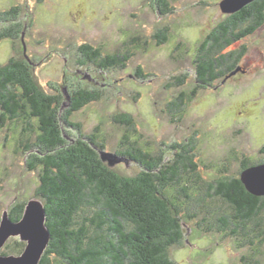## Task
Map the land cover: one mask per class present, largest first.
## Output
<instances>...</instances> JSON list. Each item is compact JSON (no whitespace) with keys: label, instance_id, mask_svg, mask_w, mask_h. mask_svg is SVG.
<instances>
[{"label":"rangeland","instance_id":"374dc122","mask_svg":"<svg viewBox=\"0 0 264 264\" xmlns=\"http://www.w3.org/2000/svg\"><path fill=\"white\" fill-rule=\"evenodd\" d=\"M222 1L0 0V35L18 30L0 39V66L26 60L39 92L64 96L58 115L70 107L71 91L97 93L70 119L82 137L97 130L109 153L117 154L126 134L166 159L169 145L192 140L203 182L238 176L241 161H264V22L221 49L229 54L244 46L240 67L204 85L197 75L201 44L233 14L222 10ZM11 8L14 17L5 13ZM84 43L103 55L128 50L131 56L125 67L99 68L79 53ZM123 114L132 117V126L116 121ZM61 126L70 142L79 137L76 128ZM22 131L11 121L0 127V219L20 202L43 203L36 194L40 166L30 169V152H23L36 134ZM113 169L132 176L140 166L126 159ZM205 202L207 210L185 224L182 243L168 249L174 264H264V244L253 252L238 244L240 235L216 230L214 218L228 211L227 204L218 197ZM207 214H213L207 219L212 226L198 228L196 219ZM13 239L19 238L6 243Z\"/></svg>","mask_w":264,"mask_h":264},{"label":"trees","instance_id":"16d2710c","mask_svg":"<svg viewBox=\"0 0 264 264\" xmlns=\"http://www.w3.org/2000/svg\"><path fill=\"white\" fill-rule=\"evenodd\" d=\"M15 12L11 8L5 13L13 16ZM263 22L264 0H254L230 14L201 44L198 81L211 85L217 76L239 66L236 63L244 46L229 54L221 49ZM14 28L0 39L13 38L18 31ZM78 50L88 62L104 69L125 67L131 56L128 50L121 55H103L100 48L86 43ZM28 65L26 60H11L0 66V127L11 121L21 123L22 132L36 134V140L28 141L23 152H30V169L40 166L36 194L43 200L50 233L39 264H174L168 249L182 243L185 224L204 213L205 201L212 197L228 206V211L214 218L216 230L240 235L238 244L249 245L253 252L264 244V196L251 194L240 179L244 169L264 161L245 159L238 176L203 182L193 159L192 140L169 145L172 154L166 159L164 152L154 153L126 134L116 153L136 162L140 171L132 176L120 174L100 158L104 144L97 130L82 137L80 125L70 119L72 112L98 98L97 93L82 88L71 91L70 107L58 115L64 96L39 92ZM116 121L133 125L128 114L119 115ZM61 123L78 130L74 142L67 140ZM25 205L12 206L11 220L22 217ZM210 217L213 219V214L196 219V226L209 228ZM24 247L25 242L13 239L0 252L18 255Z\"/></svg>","mask_w":264,"mask_h":264},{"label":"water","instance_id":"95a60500","mask_svg":"<svg viewBox=\"0 0 264 264\" xmlns=\"http://www.w3.org/2000/svg\"><path fill=\"white\" fill-rule=\"evenodd\" d=\"M252 1L223 0L220 5L223 11L234 13ZM99 155L110 167L126 161L124 157L105 150H100ZM240 179L251 194L264 196V162L244 169L240 173ZM45 222L44 204L36 199L27 201L23 215L17 221L11 220L9 213L5 211L0 219V251L11 237H18L25 242V247L18 255H3L0 252V264H39L50 240V233Z\"/></svg>","mask_w":264,"mask_h":264}]
</instances>
